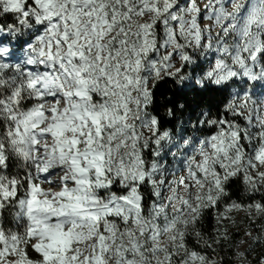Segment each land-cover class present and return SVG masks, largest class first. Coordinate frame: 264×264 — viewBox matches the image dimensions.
Returning <instances> with one entry per match:
<instances>
[{
	"label": "snow or ice",
	"instance_id": "6c2138e0",
	"mask_svg": "<svg viewBox=\"0 0 264 264\" xmlns=\"http://www.w3.org/2000/svg\"><path fill=\"white\" fill-rule=\"evenodd\" d=\"M240 211L264 264V0H0V264H223Z\"/></svg>",
	"mask_w": 264,
	"mask_h": 264
},
{
	"label": "trees",
	"instance_id": "16d2710c",
	"mask_svg": "<svg viewBox=\"0 0 264 264\" xmlns=\"http://www.w3.org/2000/svg\"><path fill=\"white\" fill-rule=\"evenodd\" d=\"M168 88H171L172 87V84L171 82H169ZM164 91V90H162ZM171 91H168L167 92V95H161L160 97V104L163 105L165 103V100L167 99L168 96H171ZM164 108L161 107L160 110H159V115L164 118L165 120L167 119V117L164 116ZM242 123V121H241ZM170 151L172 152H175L176 149L175 148H172ZM165 159L167 160V162L169 164L172 163L173 161V157L171 155H168L165 157ZM180 159H182V157H180ZM23 178V176H22ZM243 185L241 183H238L236 188L238 190V195L237 194H234L232 199H235L237 200L238 202H241V203H248V202H251V200L253 198H250L248 196H246L243 192ZM146 196L149 200V202H151L152 199H154L150 193H146ZM255 199H259V196L257 195L255 197ZM222 210V208H221ZM233 217L235 218L236 220V226H233L231 225L230 223L228 224V227L230 229V233L233 237L232 241H231V247L227 246V245H224L222 246L221 248L218 249V252H219V256L216 257L218 259H222L223 260V264H235V252H236V246L239 245V241L243 238L244 234H243V231L241 230L240 228V225H241V221L239 219H237V215L235 212L232 213ZM244 219V218H243ZM250 222V221H249ZM261 221L257 220L255 224H251V222L249 224H251V228L254 229V235H257L259 234V225H260ZM9 228H12L13 230H16V227L13 225V226H8ZM215 227V220L211 217V216H206L205 218V221H204V224L202 226V230L205 232V234H211L213 228ZM192 246H195L194 242H193V245ZM33 255V258H35V253H32Z\"/></svg>",
	"mask_w": 264,
	"mask_h": 264
},
{
	"label": "rangeland",
	"instance_id": "374dc122",
	"mask_svg": "<svg viewBox=\"0 0 264 264\" xmlns=\"http://www.w3.org/2000/svg\"><path fill=\"white\" fill-rule=\"evenodd\" d=\"M211 23L212 22H210V21H204V22H202V27H208V25H210ZM146 134H147V132H146ZM13 159H14L15 166L11 168V174L12 175H18L20 178H22V176L25 175V170L22 167H20V162L19 161H16L15 158H13ZM164 195H170V193L165 191ZM235 213L237 215V219H239L241 221L240 228H241V230L243 231V234H244V236H243V238L241 240H248V237L245 236V231L252 227L251 224H249L250 223L249 219H248V217L246 216V214L243 211L235 212ZM13 225L17 229V227H18L17 222H15L12 219L11 215H9L8 222L6 223V227L13 226ZM251 230H252L253 235H254L255 234L254 233V229L251 228ZM240 241H239V244H240ZM247 247H248V244H244V245H242L240 247V250L243 251ZM262 250H264V249H257V253H254L253 255L249 256L248 259L252 260V261H255L257 259V255ZM234 259H235V264H237L236 256H235Z\"/></svg>",
	"mask_w": 264,
	"mask_h": 264
}]
</instances>
